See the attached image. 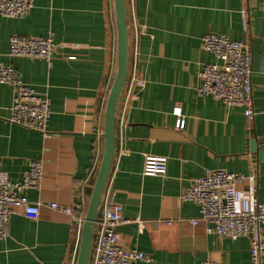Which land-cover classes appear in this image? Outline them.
<instances>
[{
  "label": "crops",
  "instance_id": "crops-1",
  "mask_svg": "<svg viewBox=\"0 0 264 264\" xmlns=\"http://www.w3.org/2000/svg\"><path fill=\"white\" fill-rule=\"evenodd\" d=\"M128 75L116 110V144L104 196L124 207L119 242L152 256L138 264H200L213 257L251 264L248 235L230 238L208 229L195 202L182 200L191 179L223 168L256 175L264 201V9L260 0H126ZM55 33L53 64L43 58L9 56L12 34ZM212 31L247 42L253 52L252 87L257 111L251 128L244 109L198 94L200 69L215 61L201 37ZM0 58L25 83L51 98L50 137L9 122L13 89L0 83V168L21 180L33 159L42 160L41 188L27 195L38 215L21 208L0 239V264H76L83 223L50 206H74L80 190L90 198L89 176L98 144L103 152L104 114L117 70L114 0H36L25 16L0 13ZM175 106L185 116L176 127ZM258 139L256 150L251 140ZM168 157L165 175L143 173L146 155ZM100 166V163H99ZM98 166V169H99ZM98 172V170H97ZM250 181L238 185L248 200ZM138 219H145L142 232ZM157 219L165 221L157 224ZM172 220L170 224L166 221ZM93 235L89 264H96Z\"/></svg>",
  "mask_w": 264,
  "mask_h": 264
},
{
  "label": "built area",
  "instance_id": "built-area-1",
  "mask_svg": "<svg viewBox=\"0 0 264 264\" xmlns=\"http://www.w3.org/2000/svg\"><path fill=\"white\" fill-rule=\"evenodd\" d=\"M264 9V0H260ZM36 0H0V13L8 17L27 15L35 6ZM204 49L210 51L216 60L203 63L196 86L198 94L211 95L227 106H241L244 109L246 127L251 128L257 111L254 107L252 74L253 52L251 46L225 34L208 31L201 37ZM57 43L55 33L49 30L45 35L12 34L9 38V56L39 57L46 60L49 67ZM0 83L12 86L13 98L6 119L15 124L41 132L50 137L49 123L52 115L51 98L48 93L40 92L23 81L20 72L10 63L0 58ZM176 127L183 128L185 116L180 106H175ZM100 145L90 167L89 176H95L101 161ZM168 157L148 154L144 159L145 175H165ZM44 176L42 160L33 159L21 180L11 179L0 168V239L9 235L10 217L14 209L21 208L27 215H38L40 204L32 202L28 189L39 190ZM245 179L251 183L248 188L247 204L238 194V185ZM256 175H245L223 168L208 169L201 176L191 179L188 187L180 194L182 200L197 204L200 216L192 219L195 224L200 219L209 224L208 229L221 236L237 238L248 235L251 239V264H264V201L257 196ZM80 198L74 206L51 202L50 206L69 213L73 219L85 220L88 197L81 189ZM124 207L109 196L102 195L93 235L97 237L95 245L96 264H138L139 261H152V256L138 248L125 247L119 242L118 227L126 221ZM165 221L157 219V224ZM138 228L142 232L146 220L138 219ZM168 224L172 220L166 221ZM200 264H226L213 257H207Z\"/></svg>",
  "mask_w": 264,
  "mask_h": 264
},
{
  "label": "water",
  "instance_id": "water-1",
  "mask_svg": "<svg viewBox=\"0 0 264 264\" xmlns=\"http://www.w3.org/2000/svg\"><path fill=\"white\" fill-rule=\"evenodd\" d=\"M114 4L117 25V70L106 101L103 128V152L90 194L85 220L83 222L80 251L76 264H89L94 223L97 219L99 204L111 171L115 153L117 105L128 75L129 29L126 0H114ZM257 146L258 139H252V149L256 150Z\"/></svg>",
  "mask_w": 264,
  "mask_h": 264
}]
</instances>
